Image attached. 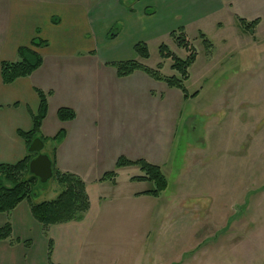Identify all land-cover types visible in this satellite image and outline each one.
Returning a JSON list of instances; mask_svg holds the SVG:
<instances>
[{
	"label": "rangeland",
	"instance_id": "obj_1",
	"mask_svg": "<svg viewBox=\"0 0 264 264\" xmlns=\"http://www.w3.org/2000/svg\"><path fill=\"white\" fill-rule=\"evenodd\" d=\"M137 1L126 0L124 5L130 8ZM217 1L193 0L172 21V32L183 28L197 53L185 82L190 97L176 101L180 92L164 82L154 87L146 83L142 88L147 95L139 97L147 101L149 90L164 96L157 120L162 121L164 153L159 163L167 190L158 198H125L154 185L130 181L142 174L138 166L112 168L118 174L119 199L108 205L93 229L88 244L92 261L80 264H264V36L258 32L254 39V29L239 26L247 13H264V0H232L233 6L225 7H218ZM237 9L243 11L242 18ZM204 10L209 14L200 17ZM119 30L118 25L117 36ZM170 34L152 36L148 30L139 42L146 43L150 57L140 60L135 52L134 60L154 70L161 64L165 77L177 75L172 59H163L159 48L166 45L183 60L188 53ZM98 52L110 60L107 45H99ZM145 110L150 116L149 108ZM148 115L132 114L140 136L150 127V121L144 122ZM54 137L44 143V153H51L48 146ZM144 144L127 146L119 155L147 158L154 149H144ZM103 170L97 171L98 178ZM104 185L108 194L111 186ZM60 191L53 175L37 184L32 201H51Z\"/></svg>",
	"mask_w": 264,
	"mask_h": 264
},
{
	"label": "crops",
	"instance_id": "obj_2",
	"mask_svg": "<svg viewBox=\"0 0 264 264\" xmlns=\"http://www.w3.org/2000/svg\"><path fill=\"white\" fill-rule=\"evenodd\" d=\"M125 1L0 0V164L14 165L26 157L28 148L20 133L33 130V119L40 107L36 89L41 90L48 97L41 136L49 139L61 130L65 132L62 142L49 144L51 153L46 154L60 172L77 175L84 181L90 200L83 220L51 226L48 235L32 216L26 200L9 215L0 213V228L8 221L12 225L11 239L0 240V264L89 263L92 251H88V244L93 229L108 205L119 199V182H101L97 171L116 169L118 159L124 155L119 152L127 146L137 147L139 142L145 143L143 148L154 149L142 159L160 167L163 130L162 121L157 119L162 117L164 96L149 90L147 101L139 97L147 95L142 88L146 83L154 87L162 82L141 70L119 77L111 64L137 59L134 47L148 30L152 36L170 34L176 29L172 23L175 13L189 7L193 0H139L130 8L124 5ZM245 2L257 4L256 0ZM216 3L218 7L233 6L232 0ZM237 11L242 18L243 11ZM208 14L209 10H204L200 17ZM246 15L243 18L247 22L260 18L252 38H257L258 32L264 36V13ZM118 25V36L110 39V32ZM34 39L47 43L45 47L33 48L42 56V66L29 77L4 84L2 62L17 61L18 49L31 47ZM99 45H107L110 60L101 57ZM169 89L180 92L174 96L176 101L185 99L182 91ZM60 108L73 110L76 118L60 121ZM132 114L148 115L144 122H151L141 136L137 132L138 119ZM121 169L125 167L117 170ZM140 175L131 176L130 181L137 182L131 179ZM106 183L111 186L108 194L103 190ZM145 191L148 190L129 192L125 198L140 200L143 195L139 194Z\"/></svg>",
	"mask_w": 264,
	"mask_h": 264
},
{
	"label": "trees",
	"instance_id": "obj_3",
	"mask_svg": "<svg viewBox=\"0 0 264 264\" xmlns=\"http://www.w3.org/2000/svg\"><path fill=\"white\" fill-rule=\"evenodd\" d=\"M240 26L245 31H252L259 24V20H254L248 23L244 19H239ZM115 29V28H114ZM114 29L110 32L109 38L117 36ZM170 37L174 39L178 47L187 51L186 59H180L171 53L166 45H161L159 48L160 55L163 59H172V70L177 73L172 77H165L160 72L161 64L158 69H151L136 60L114 62L111 64L116 70L119 77H126L134 72L141 70L150 76L152 79L167 84L169 88L178 89L184 94V98L188 99V94L185 82L190 78L189 69L197 60V53L191 43L188 41L184 29L173 31ZM203 41L208 44V39L201 34ZM210 45V43L208 44ZM46 42L39 39H34L31 47H20L18 49V60L15 62H2L1 77L4 84L9 85L20 78L31 76L43 64L42 56L37 53L34 47H45ZM136 54L147 60L150 53L146 43L139 42L135 45ZM40 100V107L37 116L33 119V130L29 133H20V136L26 142L27 148L36 138H40L44 143L49 139L41 136V128L48 112V97L41 90L36 89ZM199 93L193 94L191 97H196ZM58 118L62 122L71 121L76 118V114L69 108H60ZM65 138V132L61 130L54 138V146L58 145ZM56 147L53 148V156H55ZM37 154L27 153L26 157L14 164H0V213L9 215L22 201L27 200L30 203V209L34 219L40 223L45 235H48L49 228L58 224L81 221L90 209V200L86 190V184L77 175L71 173H62L52 163L53 174L55 175L58 184L61 187L60 194L51 201H43L34 203L32 197L35 195V189L39 183V179L30 174V161ZM50 157V156H49ZM51 159V158H50ZM138 166L142 175L133 177L132 181L150 182L154 187L139 195L151 196L154 198L160 195L168 188V179L162 172L161 167L150 164L146 160L140 159L132 161L126 157H120L116 163V169ZM117 173L115 171L105 173L100 179L101 182L111 181L116 184ZM12 237V225L8 221L4 227L0 228V240H10ZM51 251V244H50Z\"/></svg>",
	"mask_w": 264,
	"mask_h": 264
},
{
	"label": "water",
	"instance_id": "obj_4",
	"mask_svg": "<svg viewBox=\"0 0 264 264\" xmlns=\"http://www.w3.org/2000/svg\"><path fill=\"white\" fill-rule=\"evenodd\" d=\"M44 142L40 138L34 139L28 152L37 154L29 164L30 174L39 179L40 183H47L53 177L52 161L48 154L43 153Z\"/></svg>",
	"mask_w": 264,
	"mask_h": 264
}]
</instances>
